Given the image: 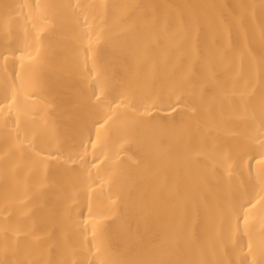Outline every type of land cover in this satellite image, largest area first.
I'll return each instance as SVG.
<instances>
[{
  "label": "bare ground",
  "instance_id": "6f19581e",
  "mask_svg": "<svg viewBox=\"0 0 264 264\" xmlns=\"http://www.w3.org/2000/svg\"><path fill=\"white\" fill-rule=\"evenodd\" d=\"M0 264H264V0H0Z\"/></svg>",
  "mask_w": 264,
  "mask_h": 264
}]
</instances>
